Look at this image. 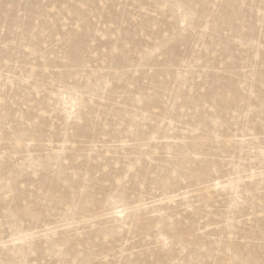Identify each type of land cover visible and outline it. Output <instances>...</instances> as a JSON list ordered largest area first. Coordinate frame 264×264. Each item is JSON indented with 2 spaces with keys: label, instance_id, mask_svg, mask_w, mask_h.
I'll return each instance as SVG.
<instances>
[{
  "label": "rangeland",
  "instance_id": "1",
  "mask_svg": "<svg viewBox=\"0 0 264 264\" xmlns=\"http://www.w3.org/2000/svg\"><path fill=\"white\" fill-rule=\"evenodd\" d=\"M264 0H0V264H261Z\"/></svg>",
  "mask_w": 264,
  "mask_h": 264
},
{
  "label": "snow or ice",
  "instance_id": "2",
  "mask_svg": "<svg viewBox=\"0 0 264 264\" xmlns=\"http://www.w3.org/2000/svg\"><path fill=\"white\" fill-rule=\"evenodd\" d=\"M242 264H251V262H242ZM261 264H264V261H262Z\"/></svg>",
  "mask_w": 264,
  "mask_h": 264
}]
</instances>
